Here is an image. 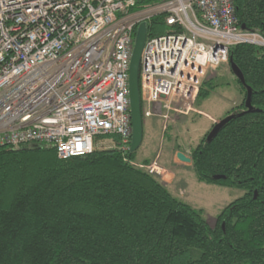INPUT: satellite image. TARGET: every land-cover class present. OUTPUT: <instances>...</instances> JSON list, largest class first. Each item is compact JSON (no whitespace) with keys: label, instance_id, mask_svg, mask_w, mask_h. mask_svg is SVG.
Masks as SVG:
<instances>
[{"label":"trees","instance_id":"1","mask_svg":"<svg viewBox=\"0 0 264 264\" xmlns=\"http://www.w3.org/2000/svg\"><path fill=\"white\" fill-rule=\"evenodd\" d=\"M134 1L140 9L165 0ZM235 15L264 39V0H235ZM168 30L156 16L148 37ZM228 62L244 78L230 67L243 92L240 110L190 152L198 182L244 191L213 225L116 149L60 160L41 146H4L0 264H264V47L233 46ZM208 96L201 89L198 98Z\"/></svg>","mask_w":264,"mask_h":264},{"label":"built area","instance_id":"2","mask_svg":"<svg viewBox=\"0 0 264 264\" xmlns=\"http://www.w3.org/2000/svg\"><path fill=\"white\" fill-rule=\"evenodd\" d=\"M0 0V147L41 146L60 160L106 144L124 162L164 181L159 157L129 160V63L137 27L163 16L169 29L147 37L140 59L144 118L201 114L205 78L239 44L264 47L242 29L235 0ZM166 128V126H164ZM109 143H106L108 142Z\"/></svg>","mask_w":264,"mask_h":264},{"label":"rangeland","instance_id":"3","mask_svg":"<svg viewBox=\"0 0 264 264\" xmlns=\"http://www.w3.org/2000/svg\"><path fill=\"white\" fill-rule=\"evenodd\" d=\"M208 81H210V85L206 83ZM201 89L209 94L204 100H199L198 98ZM200 90L194 104L196 111L200 112L199 110L201 109L207 115L223 118L240 110L243 92L236 83L229 64H224L215 72L209 74L203 81ZM207 119L206 116L193 112L187 116L172 114L167 123H163L157 118L148 119L143 117L142 142H144L136 150L132 161L137 162L141 153H144L147 156H158L160 163L165 169L170 164H175L178 169H181L187 175H184L186 180L185 190L177 187L173 192L181 201L194 209H201L204 212L205 219L208 220L210 225H213L214 218L221 210L234 200L242 197L244 191L198 182L191 164L182 163L175 156L176 153L184 152L186 156L190 157L191 150L208 133L203 126ZM219 120L221 119L215 120L214 124ZM149 124L151 127H149ZM106 143H109V141ZM106 149H109L107 144L100 150ZM165 158H171V163L168 164ZM158 182L160 183V181Z\"/></svg>","mask_w":264,"mask_h":264},{"label":"water","instance_id":"4","mask_svg":"<svg viewBox=\"0 0 264 264\" xmlns=\"http://www.w3.org/2000/svg\"><path fill=\"white\" fill-rule=\"evenodd\" d=\"M148 37V25L146 23L140 24L135 32L133 49L130 57L129 63V76H128V87H129V109H130V119H131V144L130 153L136 152V150L141 146L143 140V115H142V104L139 88V69H140V59L141 54ZM231 70L234 75L241 81L244 82V78L240 70L234 65L230 64ZM251 90L247 89V98L245 101L248 111L252 110L250 104ZM232 116H228L224 119L217 121L210 132L207 135V140L212 139L220 127L224 125L231 119ZM176 158L178 161L191 164V158L186 156L184 153H177Z\"/></svg>","mask_w":264,"mask_h":264},{"label":"crops","instance_id":"5","mask_svg":"<svg viewBox=\"0 0 264 264\" xmlns=\"http://www.w3.org/2000/svg\"><path fill=\"white\" fill-rule=\"evenodd\" d=\"M199 111L202 113L203 116H206L208 118L206 120V122L204 123V125H203L205 127L206 131H208V132L212 128V126L214 125L215 120L222 119L221 117H212L210 115H207L206 113H204L203 111H201V109ZM199 115H201V114H199ZM149 127H151L150 124H149ZM143 142H142V144H143ZM176 154H175V156H176ZM154 157H155L154 155L153 156H147L146 154L141 153V155H140L139 159L137 160V162L138 163H147V162L151 161ZM165 161L168 164H170L171 163V158L170 159L165 158ZM166 172L167 173L165 175L164 181H161L160 183H162L165 186V188L174 197L178 198V196H176V194L173 192V190L175 188H177V187H181V188H183L185 190V188H186V180H185L184 175H187V174H184L181 171V169H178L177 168V166L175 164L174 165L170 164L169 167L166 169ZM178 199H180V198H178Z\"/></svg>","mask_w":264,"mask_h":264}]
</instances>
